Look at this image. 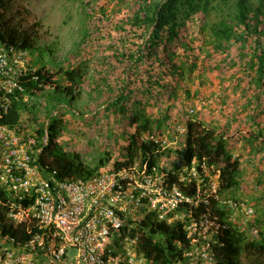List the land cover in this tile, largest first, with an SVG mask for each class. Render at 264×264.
<instances>
[{"label":"rangeland","instance_id":"obj_1","mask_svg":"<svg viewBox=\"0 0 264 264\" xmlns=\"http://www.w3.org/2000/svg\"><path fill=\"white\" fill-rule=\"evenodd\" d=\"M141 1L144 0H6V18L32 36L36 51L25 53L24 63L28 68L32 64L36 68L38 58L50 65L51 71L88 61V76L80 86L78 99L50 111L62 120L58 144L65 151L79 154L81 161L91 167L110 154V161L101 170L125 159L127 135L133 130L124 115L106 111L107 98L116 97L123 87L129 88L132 98L142 97L140 89L144 88V69L148 65L141 64H145L143 70L139 69L141 74L134 61L126 58L129 51H137L149 37L130 22ZM202 18L197 16L184 29L191 41L189 48L172 44L170 56L159 49L162 61L181 65L184 74L178 79L169 78L178 81V85L169 93L160 92L158 107L150 104V110L157 113L156 119L167 117L160 132L153 135L169 143L158 165L171 170L176 150L186 142L187 133L182 131L186 120L192 117L203 121L218 133H225L230 153L240 160L238 184L228 195L253 204L257 217L262 218L264 90L251 82L246 66L254 46L248 43L242 51L241 45H237L225 54L214 53L204 42ZM52 91V87H46L36 96L25 97L28 108L22 112L21 126L26 130L35 131L48 122L47 96ZM240 260L248 264L251 259L243 253ZM37 263L43 264L40 260Z\"/></svg>","mask_w":264,"mask_h":264},{"label":"built area","instance_id":"obj_2","mask_svg":"<svg viewBox=\"0 0 264 264\" xmlns=\"http://www.w3.org/2000/svg\"><path fill=\"white\" fill-rule=\"evenodd\" d=\"M25 57L0 41V121L9 111L8 95L23 91L21 77L29 69ZM45 131L40 139L37 128L17 130L0 122L5 220L20 234H31L26 240L0 236V264H150L140 249L149 215L156 223H183L189 241L184 264H219L227 222L237 223L242 213V225L250 223L252 208L219 193L220 171L206 161L194 159L169 171L145 161L88 178L60 177L39 162L48 143L47 126ZM150 139L161 150L169 145L166 139ZM224 206L230 212L222 220L214 208ZM251 233L258 236L259 229L252 225Z\"/></svg>","mask_w":264,"mask_h":264},{"label":"trees","instance_id":"obj_3","mask_svg":"<svg viewBox=\"0 0 264 264\" xmlns=\"http://www.w3.org/2000/svg\"><path fill=\"white\" fill-rule=\"evenodd\" d=\"M6 8V0H0V41L7 48L13 47L15 50L25 53L29 51L34 54L36 49L33 48L32 36L11 24L6 18ZM200 15L203 16L202 20L206 21L202 25L204 42L212 47L214 53L225 54L237 45H241L239 50L242 51L248 43L254 46L246 66L248 73L252 76L251 82L256 85L257 89L264 90V0L141 1L130 22L133 28L147 32L149 37L145 38L137 51H129L126 58L134 61L133 65L138 71L143 70L145 64L148 65V69H144V88L140 89L142 97L132 98L129 88L123 87L120 88L116 97L107 98L106 111L114 110L115 114L121 113L130 120L129 126L133 128L132 132L127 135L128 145L125 159L115 161L114 165L109 168L121 169L145 161L149 162L151 168L158 164L162 155L167 153V150H161L149 138L160 132L163 120L167 118L157 116L156 119L155 114L157 113L150 110V104L158 107L160 92L169 93L178 85V81L173 82L169 78L178 79L181 74H184V68L174 63L171 65L164 63L159 49L166 52V56H170L169 48L172 44L179 43L181 47L189 48L191 41H188L184 29L187 23ZM86 41L85 37L84 42ZM144 62L146 63L141 65ZM35 64H37L36 68L32 64L21 77L23 91L15 90L8 95L9 111L0 122L21 130V115L23 110L28 108L24 102L25 97L36 96L44 88L52 87L53 91L47 96V103L50 106L48 125L42 124L37 127L40 139L45 135L46 126L48 133V143L43 149L39 162L57 170L60 177L88 178L95 175L110 161V154L107 153L105 157L99 159L96 166L91 167L81 161L79 154L65 151L58 144L62 120L57 115H52L50 111L52 108L57 109L64 102L78 99L81 95L80 86L88 76V61H81L68 69L60 66L56 71H51V66H48L42 59L38 58ZM190 68H193L192 65ZM139 72L143 73L141 70ZM139 72L136 76H139ZM185 125L187 127L186 143L175 152L177 156L173 161L174 169L190 166L194 159L201 162L206 161L207 165L220 170L222 191H229L235 187L238 184L241 164L240 160L230 153L225 133L220 134L214 127L192 117L186 120ZM175 180L176 177L170 179L171 182ZM189 192L192 194L193 188ZM7 200L8 193L0 187V236L10 235L18 240L29 239L31 234H20L18 228L6 222ZM152 219L153 217L149 215L143 222L146 230L141 238L140 249L146 259L150 264H184L186 258L183 252L188 247L189 241L183 229V223H156ZM263 219L264 217L256 219V224L261 229L259 239L248 240L244 232L234 227L225 231L223 240L226 246L218 254L219 264H242L240 256L243 253L251 259L248 264H264ZM35 231L33 230L32 233Z\"/></svg>","mask_w":264,"mask_h":264},{"label":"clouds","instance_id":"obj_4","mask_svg":"<svg viewBox=\"0 0 264 264\" xmlns=\"http://www.w3.org/2000/svg\"><path fill=\"white\" fill-rule=\"evenodd\" d=\"M185 133H187V127H186V125H185ZM187 137V136H186ZM186 143V142H185ZM234 158H236V157H234ZM158 164H159V161H158ZM173 169H174V167H172ZM216 169V168H215ZM217 170H219V169H217ZM220 171V170H219ZM240 174H241V170H240ZM239 178H240V176H239ZM239 178H238V181H239ZM220 188H221V175H220ZM234 188V187H233ZM231 190V189H230ZM229 190V191H230ZM229 191H222V189H219V193H221L222 194V196L225 198V199H227V200H232V201H234V202H237V203H243V204H245L247 207H250V208H252V210H253V214H252V216H251V218H250V223H248L247 225H242V221L245 219V215L244 214H242V213H240V216H239V219H238V222L237 223H233V222H227L229 225H228V228H230V227H234V228H236L237 230H239L240 232H244L246 235H247V238H248V240L249 239H259L260 238V231H261V229L258 227V225L256 224V219H257V214H256V212H255V209H254V205L253 204H249L248 202H246V201H244V200H238L237 198H235L234 196H230V195H228L229 194ZM226 195H228V196H226ZM229 208L227 207V206H224V208H223V210L222 209H217V208H214V210H215V212H216V214H218V215H220V216H222L221 217V219L223 220V218H224V216L226 215V213H228V212H230L229 210H228ZM228 210V211H227ZM241 225H242V227H241ZM252 225H255L258 229H259V234H258V236H255V235H252V233H251V226ZM227 228V229H228ZM226 229V230H227ZM225 230V231H226ZM224 236H225V233H224ZM224 236L222 237V240H223V238H224ZM249 236H255L256 238H250ZM224 241V240H223ZM225 246H226V244H225ZM224 246V247H225ZM223 247V248H224Z\"/></svg>","mask_w":264,"mask_h":264}]
</instances>
